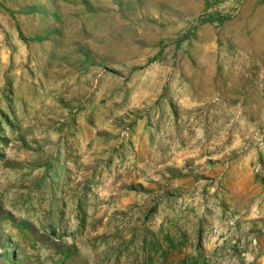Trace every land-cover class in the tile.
<instances>
[{"label":"rangeland","instance_id":"1","mask_svg":"<svg viewBox=\"0 0 264 264\" xmlns=\"http://www.w3.org/2000/svg\"><path fill=\"white\" fill-rule=\"evenodd\" d=\"M0 264H264V0H0Z\"/></svg>","mask_w":264,"mask_h":264}]
</instances>
